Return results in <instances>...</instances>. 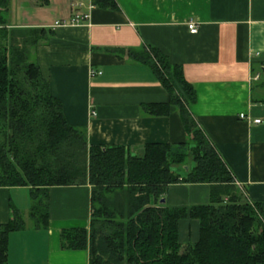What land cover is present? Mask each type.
I'll return each instance as SVG.
<instances>
[{"label": "crops", "instance_id": "obj_1", "mask_svg": "<svg viewBox=\"0 0 264 264\" xmlns=\"http://www.w3.org/2000/svg\"><path fill=\"white\" fill-rule=\"evenodd\" d=\"M100 1L10 0V27L52 31L37 59L68 122L86 129L89 145H124L133 154L150 143L186 141L177 107L168 116L144 112V104L168 102L169 93L148 66L123 51L157 47L183 67L197 95L190 111L244 199L264 209V0H112L115 8ZM84 15L86 21L71 23ZM189 21L198 33L190 32ZM91 193L89 183L52 187L49 227L34 229L30 188L0 187V224L9 222L13 208L27 223L9 235L7 264H90L89 250L64 249L61 233L89 228ZM165 200L171 207L207 204L210 187L177 183ZM198 238V221H181V242Z\"/></svg>", "mask_w": 264, "mask_h": 264}, {"label": "trees", "instance_id": "obj_2", "mask_svg": "<svg viewBox=\"0 0 264 264\" xmlns=\"http://www.w3.org/2000/svg\"><path fill=\"white\" fill-rule=\"evenodd\" d=\"M100 6L115 8L112 0ZM10 0H0V187L30 188V227L50 222V189L91 184L89 228L63 229L64 249H88L90 264H264V209L244 199L226 162L190 111L197 101L183 67L159 48L123 49L148 66L169 101L143 105L150 116L177 107L187 139L150 143L133 154L124 145H89L71 125L37 59L50 40L45 28L10 27ZM207 184L210 201L171 207V185ZM196 219L199 238L184 245L180 223ZM24 214L0 224V264L8 263L9 235L24 230Z\"/></svg>", "mask_w": 264, "mask_h": 264}, {"label": "built area", "instance_id": "obj_3", "mask_svg": "<svg viewBox=\"0 0 264 264\" xmlns=\"http://www.w3.org/2000/svg\"><path fill=\"white\" fill-rule=\"evenodd\" d=\"M88 17H89V15H84L83 17H76V18H74V19L71 21V23H73V24H79V23H82L83 21H86V20L88 19ZM56 25H61V23H60L59 21H57V22H56ZM188 28H189V30H190V32H191L192 34H196V33H198V25H197V23H196L195 21H189V23H188ZM98 73L101 74L102 72L99 71ZM94 74H95V72L92 71V75H94ZM241 117H242V118H246L248 121H251V119L248 118L245 114H242ZM252 122H254V123H260L261 120H260V119H255V120H253ZM239 186L242 187V185H240V184H239Z\"/></svg>", "mask_w": 264, "mask_h": 264}, {"label": "water", "instance_id": "obj_4", "mask_svg": "<svg viewBox=\"0 0 264 264\" xmlns=\"http://www.w3.org/2000/svg\"><path fill=\"white\" fill-rule=\"evenodd\" d=\"M162 202H165V199H163Z\"/></svg>", "mask_w": 264, "mask_h": 264}, {"label": "rangeland", "instance_id": "obj_5", "mask_svg": "<svg viewBox=\"0 0 264 264\" xmlns=\"http://www.w3.org/2000/svg\"><path fill=\"white\" fill-rule=\"evenodd\" d=\"M238 186V185H237ZM239 187V186H238ZM242 190V189H241ZM25 201H26V199H25Z\"/></svg>", "mask_w": 264, "mask_h": 264}]
</instances>
